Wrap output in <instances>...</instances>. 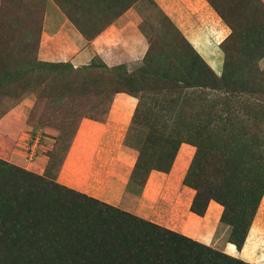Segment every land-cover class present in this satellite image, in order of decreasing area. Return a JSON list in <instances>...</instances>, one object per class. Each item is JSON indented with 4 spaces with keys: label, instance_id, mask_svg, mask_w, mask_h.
<instances>
[{
    "label": "rangeland",
    "instance_id": "rangeland-1",
    "mask_svg": "<svg viewBox=\"0 0 264 264\" xmlns=\"http://www.w3.org/2000/svg\"><path fill=\"white\" fill-rule=\"evenodd\" d=\"M201 1L225 32L218 33L211 16L192 7L187 8L194 21L190 27L202 24L210 33L220 53V71L218 59H211L213 68L205 62L212 70L198 63L185 78L180 68L161 77L157 70L154 79L144 81L139 69L145 54L132 68L125 62L104 68L97 56L90 66L72 70L41 62L37 48L48 9L66 17L75 12L86 35L100 21L114 19L111 24L127 13L143 31L145 53L157 56L162 68L175 61L179 67L181 57L192 60L193 47L157 0H0V199L7 205L0 211V225L11 227L14 235L0 239V264H239L233 257L264 264V71L231 70L250 52L241 43L247 28H264V9L256 0ZM231 33L234 39L223 42ZM224 50L230 71L218 83ZM258 64L264 68V60ZM116 89L138 94L140 100L126 141L139 157L128 193L136 199L144 174L167 168L176 146L189 144L193 155L183 176L193 195L189 209L198 216L208 204L220 209L209 241L137 216L132 207L126 210L56 184L63 153L58 157L55 152L71 137L68 128L81 116L102 117ZM94 135L83 128L78 139L88 137L91 143ZM39 159L44 161L41 172ZM217 206H211L214 214ZM245 235L242 254L225 249Z\"/></svg>",
    "mask_w": 264,
    "mask_h": 264
},
{
    "label": "crops",
    "instance_id": "crops-1",
    "mask_svg": "<svg viewBox=\"0 0 264 264\" xmlns=\"http://www.w3.org/2000/svg\"><path fill=\"white\" fill-rule=\"evenodd\" d=\"M157 1L165 7L176 28L210 66L211 61L218 59L216 67L220 71V53L210 33L204 31L202 24L190 27L194 21L189 17L188 7L194 8L193 12L208 13L212 28L220 34L225 32L211 12L203 10L206 8L204 3L201 0ZM52 11L55 9H48L38 43L37 57L40 61L68 63L76 68L90 64L98 56L108 66L125 62L128 68H132L142 60L146 41L135 17L125 13L88 40L66 16ZM204 53L209 54L210 58ZM137 103V96L118 91L112 95L102 121L83 117L64 152L56 181L101 202L126 210L132 207L130 211L137 216L158 221L187 236L209 241L208 234L213 230L220 209L216 204H208L203 216L189 209L192 190L183 184L184 173L193 155V147L189 144H180L168 172L156 169L148 172L140 187L141 194L136 199L128 193L127 181L136 163L137 152L126 144L125 136ZM83 128L87 134L95 133L91 143L88 137L82 141L78 139ZM36 165L37 171L41 172L43 159L37 160ZM211 206H217V214H214ZM255 230L263 231L259 227ZM245 247L246 241L240 249L229 243L225 245L226 250L230 248V253L235 250L238 255L244 252Z\"/></svg>",
    "mask_w": 264,
    "mask_h": 264
},
{
    "label": "trees",
    "instance_id": "trees-1",
    "mask_svg": "<svg viewBox=\"0 0 264 264\" xmlns=\"http://www.w3.org/2000/svg\"><path fill=\"white\" fill-rule=\"evenodd\" d=\"M257 1V6L260 8H262V9H264V3H262L260 0H256ZM235 7H238V8H241L242 6L240 5V3H237L236 5H235ZM72 9H74V7H71ZM104 8H106V7H104ZM123 8L124 7H120V12L122 11H124L123 10ZM75 11H76V7H75ZM121 12V13H122ZM121 13H119V14H121ZM118 14V15H119ZM76 15V13L74 12V13H72V12H70V13H68L67 14V17L71 20V21H74V25H76V27H77V29L80 31V33L83 35V36H85V38L86 39H88V40H90V39H92L94 36H96L103 28H105L106 26H108L109 25V23L112 21V20H114V19H110L109 21H107L106 23L105 22H103V24H100V22H99V25H98V27L93 31V33L92 34H90V35H86V33H85V30L83 29V28H81L80 27V25H78L77 24V22L75 21L76 20V17H74ZM117 17V16H116ZM115 17V18H116ZM114 18V17H113ZM97 24V23H96ZM264 26V25H263ZM258 27V26H257ZM254 29H255V31H254ZM234 35L235 34H233V33H231L225 40H223V42H225V41H231L232 40V38L234 37ZM234 39V38H233ZM243 42V43H242ZM241 43H242V46L243 47H245V48H250V52L249 53H247V52H245V53H243L244 55L243 56H241V59H239V65L238 66H236V67H234V68H231V70H232V72H234V71H236V69H239L240 70V68H242V67H244L245 69H248V70H252L253 71V67H257V68H259V70L262 72V71H264V68L263 69H260V67H259V61L262 59V58H264V28L263 27H258L257 29L256 28H254V27H252V26H249L248 28H247V31H246V35H245V38H242L241 39ZM220 44H222V43H220ZM191 45V44H190ZM192 46V45H191ZM193 47V46H192ZM193 56H192V60L190 59V60H188L186 57L184 58V56L183 57H181V60H179L178 61V65L180 64L181 66H177V61H175V63H174V66L172 65H170V67L169 66H166V65H164V67L165 68H162V65H161V62L160 63H157L156 62V60L155 59H158L157 58V56L155 57L154 55L152 56L151 55V52H149V51H147L146 53H145V55H144V58H143V64L141 65L142 67H140V69H139V71H141L142 72V74H143V77H142V79H144V81L147 79V80H149L151 77L154 79V75L157 73V70H160L157 74H161L159 77H161V76H164V75H166V73H167V75L168 74H170V72L171 71H173V72H175L174 74H176V71L178 72V70L180 71V68H181V77H183V78H185V75L187 74V73H189V72H191L192 71V69H194L197 65H198V63L199 64H204L206 67H208L210 70H212L211 68H210V66L205 62V60H203V58L199 55V53L193 48ZM224 65H223V70H222V73L220 74V75H218L217 74V76H216V79H217V81L216 82H218V83H220L221 82V79H224L225 80V78H224V75L226 74L227 75V72H229L230 70H229V68H228V66L230 65V63H229V60H228V54H227V51H225L224 50ZM147 58H153L152 59V61L149 63H146V60H147ZM155 60V61H154ZM94 60L92 59V61H91V63L90 64H88V65H84V66H81V67H76V68H74V67H72L70 64H68V63H52V62H44V61H41V62H44V63H49V64H52V65H56V66H59V65H62V64H67L68 65V67L69 68H71L72 70H79V69H84L85 67H87V66H90L91 64H92V62H93ZM100 65H103L104 66V68H109V67H107L106 66V64L102 61V62H100ZM63 66H66V65H63ZM162 68V69H161ZM252 68V69H251ZM260 72V73H261ZM169 76V75H168ZM159 79V78H158ZM221 85V84H220ZM226 85V84H225ZM224 85H221V87H223ZM235 89V88H234ZM238 89V88H237ZM118 91H124V92H127V93H129V94H131V95H134V96H139L138 94H135V93H133V92H128V91H126V90H123V89H116L115 91H113L110 95H109V97H108V99H109V102H110V99H111V97H112V95L115 93V92H118ZM139 99H138V103H137V106H136V108H135V113L137 112V108H138V105H139ZM83 117H88V118H92V119H96V120H100V121H102L103 120V118H104V116L102 115V117H95V115H92V114H90V115H87V116H81V117H79V118H77V120L75 121H73V124H72V126H70L69 128H68V132H70L71 133V137L70 138H68V140L66 141H62L63 143H64V145H65V143H66V145L63 147V149L61 148V146L59 145V147H58V151H56L55 153V156H58V157H60L61 155H62V153H63V155L61 156L62 158H63V156H64V152H65V150H66V148L68 147V145L70 144V142H71V140H72V138H73V136H74V134H75V132H76V129H77V126H78V122L83 118ZM135 118V117H134ZM128 132H127V134H126V136H125V142L128 140ZM62 142H59V143H62ZM126 144H127V142H126ZM180 144L181 143H179L177 146H176V149L174 150V152H173V154L171 155V159L170 160H168L167 162H168V166H167V168H165V169H161V168H157L156 170H159V171H163V172H168L169 170H170V168H171V165H172V163H173V160H174V157H175V155H176V151L178 150V147L180 146ZM139 158V157H138ZM138 158H137V161H138ZM136 161V162H137ZM61 162H62V160H60V164H61ZM136 164V163H135ZM190 164V163H189ZM59 167H60V165H59ZM59 170V169H58ZM135 171H136V169H135V165H134V167H133V170H132V172H131V176H130V180H133V177L135 176ZM150 170H148L145 174H144V176H143V181H142V184L140 185V187L144 184V181H145V178H146V176H147V174H148V172H149ZM139 175H141L140 173H139ZM186 175V174H185ZM184 175V176H185ZM35 177H40L39 175H35ZM56 177V176H55ZM185 178V177H184ZM56 184H58V185H60V186H63L64 188H66L67 190H72V191H74V189H71V188H69V187H67V186H64V185H62V184H60V183H56ZM89 197V196H88ZM91 198V197H90ZM93 198V197H92ZM4 202V203H3ZM3 203V204H2ZM104 203V202H103ZM6 203H5V201H3L2 199H0V211H4V210H7V208H6ZM193 206V205H192ZM124 213H126V212H124ZM126 214H128V213H126ZM128 215H130V214H128ZM173 234H175V235H177V238H179V239H183V240H189V241H191V239L190 238H188V237H186V236H183V235H180V234H176V233H173ZM14 235H13V232H12V230H11V227H7V226H4V225H0V239H4V237H6V238H8V237H13ZM177 238H175L176 239V241L178 240ZM245 238H246V235L243 237V240L241 241V243H239V244H236V247L238 248V249H240L241 247H242V245H243V243H244V241H245ZM229 256H231V255H229ZM231 257H233V256H231ZM233 258H235V261L237 262V263H239V264H249V263H246L245 261V263L243 262L242 263V260L240 259V258H237V257H233ZM52 264H58V263H52Z\"/></svg>",
    "mask_w": 264,
    "mask_h": 264
}]
</instances>
